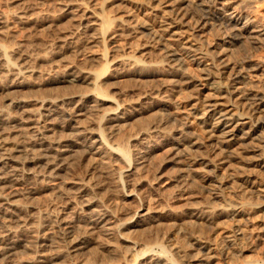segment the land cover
<instances>
[{
  "label": "rangeland",
  "instance_id": "obj_1",
  "mask_svg": "<svg viewBox=\"0 0 264 264\" xmlns=\"http://www.w3.org/2000/svg\"><path fill=\"white\" fill-rule=\"evenodd\" d=\"M61 1L63 0H0L1 15H10L13 12H18L17 10L19 12L27 11V14H31L30 18H37L39 20L38 24L41 25L35 27L17 21L16 23L7 22L0 32L1 44L6 45L8 48L9 46H14L13 48L18 46L16 49L20 48V51L23 50L28 55L30 54V61L41 71L34 75L35 77L26 78L25 85L27 87L18 90V94L29 91V89L37 90L40 94L45 90L42 87L47 89L49 86L48 89L52 92L56 90L58 93L65 92L69 87L66 89L65 86L64 89L66 90L62 87L58 88L62 89L60 91L57 88L52 90V85L45 82V80L55 75V70L62 68L70 61L88 65L85 58L102 56L100 61L103 62H101L103 68L101 63L97 64L99 61L93 64L95 66L91 64L93 71H96L99 67L96 72L99 71L100 76L95 72L97 85L95 83L96 88L90 87L89 90H93L97 94L103 91L100 97H104L106 94L114 100L117 98V92L119 91H123L125 93L123 96L127 98H135L143 91H150L151 95L148 102L154 104L155 107L145 112L142 117H145L148 121L152 120V122L157 121L155 118L158 121L163 120L165 130L172 132L170 135L176 131L180 133L177 141L180 145L176 149L178 151L176 159L179 164L178 162L175 164L162 163L163 157L172 151L169 144H162L152 150L148 168L141 173V177L147 181V186L144 185V187H148V191L145 188L144 192L147 196V205L167 209L171 213V218L164 220L159 227L157 226L156 232L148 235L149 237L140 235L139 240L144 242L145 239H148V244H151L156 252H161L164 249L167 255L177 264L190 263L192 257L189 256L194 253L198 254V258L204 257L206 263L203 264H264V171L262 172L264 169L259 166L257 156V154H262L264 143H258L260 146L258 149H262V152L250 150L248 147L250 143L246 146L247 141L239 130L246 131L248 127L253 126L247 120L241 121L248 124L239 125L238 129L231 124L215 128L217 122H223L224 119L219 118L217 114L214 115L213 107H210L215 100H219V95H221L220 91L215 92L212 89L213 85L218 83L222 87H225V85L227 87L232 79L233 71L229 69L221 71V69L215 67L214 63L216 50L219 47L218 37L223 35L221 33L223 32L222 26L224 27L226 24L225 19L246 15L256 24L264 26V0H72L73 3L77 4L73 9L76 13V16H72L73 19L61 16L59 12ZM180 3L181 7H185L186 10L197 12V15L205 17L215 25L221 22L218 25L222 26L218 27L217 25L218 28L215 27L214 29H209L207 26L201 34L196 36L198 33L194 34L184 26L175 25L172 22L173 14L170 10ZM200 9L202 10L200 11ZM4 11L5 13H2ZM82 13L96 17L95 31L101 39L94 41L95 43H88L83 40L85 39L82 36L83 34H80L69 45L73 47L74 51L68 52V45L63 44L64 38L61 37H64L73 28L72 26L76 20H80L81 15L83 16ZM48 23L49 26H47ZM233 24L234 22L231 25ZM240 26L237 25L236 28H240ZM7 27L9 30L6 29ZM12 31L14 32L12 33ZM152 35L156 38L159 36V41L155 40ZM143 49L146 52L144 55L140 54ZM167 50H172L178 54L175 55V58L179 60V64L176 66L180 65L182 71L179 72L184 74L187 82L182 81L183 78L179 79V84L176 82V85H171V82H168L178 77L174 76L172 78L169 76L164 71L167 70V66L159 62L163 58L164 51ZM116 55L139 57L140 60L145 58L146 61L153 63V69L150 68L153 74L158 73L150 77L137 78L132 73L134 68L127 65L118 66L116 72L112 73L108 64L111 58ZM60 56H63L64 60ZM242 56V53L239 52L232 54L231 57L238 62L243 58ZM247 56L248 59L241 63V72H244L245 75L243 74V76L246 78L238 80L240 82L239 87L244 86V88L249 89L252 86L254 88L251 89H256L260 94L262 93L263 102L259 106L260 110L257 116L264 119V42L258 46L250 45ZM65 59L67 61L69 59V61L67 62ZM45 62L52 66L54 70ZM85 64L83 66H86ZM160 72L162 74H159ZM33 82L40 83L41 88H32ZM98 82L99 85H102H100L102 89H97L100 87H98ZM109 83L111 86L107 87L110 85ZM2 84L0 85V108H4L9 97H7L8 92L4 88L6 81ZM165 85H171L172 87H166ZM104 105L106 106L108 103H104ZM143 120L144 122L147 121ZM131 125H133V128L136 126ZM130 128L129 126L124 128L121 136L133 132ZM121 136L119 134L117 139ZM234 136H236V139H234ZM5 138L4 134L0 135V147H14V143L12 144L14 141ZM117 139L115 140L117 141ZM115 140L113 142L117 143ZM82 157L78 156L70 167L71 169L68 168V172L63 173L62 177L57 176L55 177L56 180L53 178L47 181V184L49 183L47 185L48 189L45 188L40 193L35 194L36 196L34 195L32 198L25 200L28 203L25 204L30 206V210L28 209L26 214L30 220L37 222L39 233L45 231V234L50 231L48 228L44 229L42 227L41 229L39 227L41 221L39 222V220H42L41 213L50 207L49 205H52L53 201L57 202L61 199L56 196L57 189L65 187V183L69 179L70 181L80 179L87 169L88 164L86 165L85 157ZM98 163L100 162L94 165L93 176L98 179L101 178V180L107 179L105 182L110 185L106 190L108 192L105 193V196L107 195L109 198L108 203H120L117 193L123 189V186L118 185L116 187L111 180L114 177L113 174L116 175L117 173L116 166L110 164V161H105V159H103V164L98 165ZM155 172L162 173L161 182L153 178ZM166 178L179 179H176L178 182L176 184L178 186L182 185L179 187L180 196L173 197L178 186L175 188L176 184L174 182L166 185ZM119 183L122 184L121 177ZM152 188L157 190H152ZM110 189H113V191ZM132 200H125V205L135 207L137 202L135 199ZM193 205H195L194 207L198 206V208L206 207L209 214H211L209 219H194L195 222L194 220L188 222L182 212L188 206ZM27 234L30 235L27 236ZM24 236L25 239L33 242L31 233L26 232ZM95 237L98 243L95 242L89 245L92 249H89L90 253L86 255V258L108 262L110 257L108 259L103 258L105 253L112 255L110 259L114 263L119 262L120 258L115 255L114 251H110L111 253L103 251L104 245L102 242L104 244L112 242L111 244L119 246L120 240L115 237H113L115 239H108V237L100 234L99 237L95 234L92 238ZM152 241L157 242L158 245H155ZM60 243L61 241L57 243V245H60L58 249H64L61 245L63 243ZM202 247H208L209 249L204 252ZM202 252L206 254L202 255ZM26 254H29V257L31 253L18 251L15 254L16 257H14L21 259V257H27ZM68 258H57L54 262L67 264L70 261ZM63 259L64 261H62ZM3 264H8V262Z\"/></svg>",
  "mask_w": 264,
  "mask_h": 264
},
{
  "label": "bare ground",
  "instance_id": "obj_2",
  "mask_svg": "<svg viewBox=\"0 0 264 264\" xmlns=\"http://www.w3.org/2000/svg\"><path fill=\"white\" fill-rule=\"evenodd\" d=\"M75 4L72 0L61 1L59 4L61 16L72 18L76 14L73 11L74 6H77ZM181 6L180 3L171 8L170 11L173 14L172 22L175 25L186 27L194 34L198 33L196 36L201 34L205 27L208 26L209 29H214L218 23H221L218 22L216 25L215 23H210L205 17L197 15V12L186 10L185 7ZM17 11L10 15L0 14V32L7 22L16 23L17 21L23 24H31V26L35 27L40 25L38 24L39 20L35 17L30 18L31 14H27V11ZM2 13H5V11ZM96 21L97 19L94 15L87 16L84 14L83 16L81 15L80 20H76L72 26L73 28L71 27L72 29L64 37H61L64 38L63 44L68 45V52L74 51L73 47L69 45L80 34H83L82 36L85 37L83 40L88 43L101 39L100 35L98 36L95 31ZM231 21L235 25H231ZM225 23L224 27L220 25L223 29L221 33L223 35L218 37L219 47L216 50L214 63L215 67L221 69V71L229 69L233 73L227 87L226 85L222 87V85L216 83L212 88L215 92L220 91L221 95H219V100H215L210 107H213L214 115L217 114L219 118L224 119L223 122L218 121L219 123L217 122L215 128L231 124L238 129L239 125L251 123L253 126L249 125L250 127L246 128V131H239L247 141L246 146L250 143L248 146L250 150L258 152V147H260L258 143H264V119L257 116L260 110L259 106L263 102V95L256 89H251L254 88L252 86L249 89L244 88V86L239 87L240 82L238 80L246 78L243 76L244 72H241V63L248 59V47L250 45L258 46L264 42V26L256 24L247 18L246 15H240L238 18H226ZM13 25L16 26L15 24ZM237 25H241L240 28H236ZM47 26H49V23ZM220 26L218 25V27ZM154 38L159 41V36L157 38L154 36ZM10 47L8 48L0 43V85L6 81L5 87H3L8 92L7 97L9 96L7 104H5L4 108H0V135L4 134L6 136L5 139L14 141L12 142V144L14 143L12 148L0 147V264L7 262L8 264L9 262L11 264H62L55 263L54 260L64 257H69L68 259H70L67 264H177L167 255L164 249L161 252H156L153 249L154 247L148 244V239H145L144 242L139 240L140 235L149 237L148 235L156 232V228L164 220L171 218V213L167 209L147 205V196L144 193L145 188H148L144 187V185L147 186V181L141 177V173L148 168L151 159L150 153L155 147L169 144L172 151L163 157L162 163L175 164L178 162L176 159L178 151L176 149L180 145L177 142L180 136L178 131L170 135L172 132L165 130L163 120L160 119L158 121L155 118L157 121L153 120L154 122H152V120L148 121V119L142 117L145 112L155 107L154 104L148 102L151 92L143 91L135 98H127L123 96L125 94L123 91H119L117 92V98L114 100L106 96L105 93L104 97H100L102 90L100 94L89 90L90 87L96 88L97 77L95 72L99 70V67H96L97 70L93 71L92 67L95 66L93 64L97 61H99L97 64L102 62L100 61L102 56H97V58L95 56L85 58L88 63V65L84 63L86 66L79 64L80 62H68L69 59L68 61L65 59L68 63L62 68L55 70V72L52 66L45 62L53 69L52 71L55 74H49L52 76L47 78L45 82L52 85V90L60 87L64 89L65 86L66 89L69 87L67 90L64 89L66 90L65 92L61 91L58 93L56 92L57 90L52 92L48 89L49 86L47 89L42 87L45 90L40 94L37 90L30 89L18 94V90L27 87L25 85L26 78L36 75L40 70L30 61V54L28 55L23 50L20 51V48L16 49L18 46L16 48H13L14 46ZM239 52L242 53L243 58L237 62L231 56ZM57 54L56 56H58ZM140 54H146L144 49L141 50ZM176 54L172 50L164 51L163 58L159 61L167 66V70L164 71L169 76L172 78L174 76L178 77L168 81L171 82V85H176V82L179 84L178 80L181 78H183L182 81L187 82L184 74L179 72L182 71L180 65L176 66L179 64V60L175 58ZM60 58L62 59L63 56H60ZM138 58L116 55L111 58L108 66L111 68L110 71L112 73L116 72L120 65L133 67L132 73L137 78L150 77L158 73L153 74V71L150 70L151 67L153 69L152 62L146 61L145 58L144 60ZM175 61L177 62L174 64ZM45 63L44 65H46ZM102 63L101 66L103 68ZM154 71L156 70L154 69ZM98 72H96L97 75H99ZM159 74L162 73L160 72ZM33 83V86L30 85L32 88L40 87V83ZM100 85L98 82V87ZM101 86L97 89H102ZM110 86L111 84L107 87ZM104 103H108V105L105 106ZM143 119L147 120L148 123L147 121L144 122ZM244 120H247L248 123L241 122ZM131 124L136 125L135 129ZM127 126L131 127L130 129L133 132L121 136L122 130ZM119 134L121 137L117 139ZM235 137L234 139H236ZM114 140L117 143H114ZM262 151L261 155L256 154L259 166L264 169V150ZM78 156L85 157L86 165L88 164L86 166L87 169L82 177L79 176L81 177L80 179L78 178L79 180L70 181L69 179L65 183V187L57 189V195H55L61 199L57 202L52 200L54 203L41 213L42 220H39V222L41 221L40 223L38 222L41 224L39 226L41 229L42 227L44 229L48 228L50 231L45 234V231L39 233L37 222L30 220L26 214L30 206L26 205L28 203L25 200L32 198L35 194L47 188L49 184H47V181L50 179L57 176L62 177V174L66 171L68 172V168L72 166ZM257 156L255 157L257 158ZM103 159L110 161V164L116 166L115 170H117V173L116 175L113 174L112 182H114L116 187L118 185L123 186V189L117 193L119 196L118 201H120V203L116 201L118 204H115V202H112V204L108 203L109 198L107 195L105 196V193L108 192L106 190L110 185L106 184L105 180L107 179L101 180V178L98 179L93 176L94 165H97V162L102 163ZM162 176V173L157 172L153 178L161 182ZM120 177L122 184L119 183ZM166 179V183L164 182L166 185H170L173 182L176 184L178 183L177 180H179L177 178ZM177 186L176 184L175 188ZM180 186L182 185L175 189L176 192L174 191L175 195L173 197L180 196ZM152 190L157 189L152 188ZM148 194L150 193L148 192ZM128 199L130 201L135 199L137 205L135 207L125 205V200ZM194 206H188L182 212L188 222H192L194 219H209L211 214H209L206 207L198 208V206ZM52 228L53 230H51ZM26 232L32 234L33 242L25 239L24 235ZM95 234L97 237L100 234L108 237V239L115 237L120 240L121 246H115L111 244V241V243L106 242L105 244L102 242L104 245H102L103 251L109 253L114 251L115 255L120 258V260L118 259L119 262L114 263L110 259L112 255L105 253L103 258L106 257L108 259L110 257L108 262L86 258V255L90 253L89 249H92L89 245L97 242L96 237L94 238L95 240L92 238ZM29 235L27 234V236ZM155 239L157 240V238ZM60 241L63 243H60L64 247V249L62 248L63 250L58 249L60 245H57V243ZM32 243L34 244L32 245ZM153 243L158 245L155 241ZM202 248L204 252L209 249L208 247ZM18 251H28L31 254L29 257V254H26L27 257L17 259L15 254ZM92 252L91 254H93ZM203 254L206 253L202 252ZM197 255L196 253L190 255L189 257H192L193 260L191 259V262L187 264L206 263L203 256V258H198Z\"/></svg>",
  "mask_w": 264,
  "mask_h": 264
}]
</instances>
